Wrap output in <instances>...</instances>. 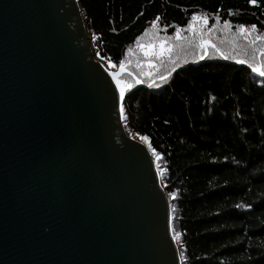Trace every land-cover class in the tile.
I'll return each instance as SVG.
<instances>
[{
	"label": "water",
	"instance_id": "1",
	"mask_svg": "<svg viewBox=\"0 0 264 264\" xmlns=\"http://www.w3.org/2000/svg\"><path fill=\"white\" fill-rule=\"evenodd\" d=\"M79 0H0V264H181Z\"/></svg>",
	"mask_w": 264,
	"mask_h": 264
},
{
	"label": "trees",
	"instance_id": "2",
	"mask_svg": "<svg viewBox=\"0 0 264 264\" xmlns=\"http://www.w3.org/2000/svg\"><path fill=\"white\" fill-rule=\"evenodd\" d=\"M79 4L97 59L132 85L123 118L161 166L181 264H264V0Z\"/></svg>",
	"mask_w": 264,
	"mask_h": 264
},
{
	"label": "snow or ice",
	"instance_id": "3",
	"mask_svg": "<svg viewBox=\"0 0 264 264\" xmlns=\"http://www.w3.org/2000/svg\"><path fill=\"white\" fill-rule=\"evenodd\" d=\"M248 3H250L252 5H257L258 4V0H248ZM157 19H159V18H157ZM196 19H204V22L207 23V18L193 17V20H196ZM225 26L227 27L228 25L226 24ZM240 28H241L242 32L247 31V29L245 28L244 25H241ZM251 28H252L253 31H255L256 30V25H252ZM177 37H179V33H177ZM260 39H264V37H260ZM207 45H208V42H204L202 44V47H205V49H206ZM212 47H215V46L212 45ZM216 50L218 52H220V49H216ZM161 51H163V44H161ZM220 54L224 57V59H228L229 58L223 52H220ZM205 55H206V51H205ZM261 55L264 56V50L261 51ZM203 58H204V56H201V59H203ZM237 62L238 63H246V61H243V60H240V61H237ZM112 66L115 67V65H112ZM120 67H121V71L123 72L124 71V65L121 64ZM253 71L257 72L259 76L264 77V65H261L259 67L253 66ZM112 77H113V80L116 83L117 89L119 90V100L121 102V109L120 110H121V114H123V112H124V103L123 102L125 100L126 90L130 89L132 85L127 83V82L122 81L120 79L119 75L117 73H115V72L112 73ZM161 79L165 80V79H167V77L161 76ZM137 82H139V81H137ZM141 139L147 140L148 138L147 137H141ZM149 147H151V145H149ZM153 155L156 156L157 161L160 160L161 157H160L159 153H156L153 150ZM156 166H157L158 169L161 167L159 163H157ZM170 195L173 197V199H175V197H176L175 193H170Z\"/></svg>",
	"mask_w": 264,
	"mask_h": 264
},
{
	"label": "rangeland",
	"instance_id": "4",
	"mask_svg": "<svg viewBox=\"0 0 264 264\" xmlns=\"http://www.w3.org/2000/svg\"><path fill=\"white\" fill-rule=\"evenodd\" d=\"M93 49V48H92ZM261 59H260V61L262 62V63H264V57H261V56H259ZM98 60V59H97ZM99 62H100V60H98ZM102 63V62H101ZM103 64V66L104 67H106L108 70H110V71H117V68H114V67H110V66H107L106 64H104V63H102ZM125 127H126V130H127V132H128V134H129V136H131L132 138H134V139H136V140H138L141 144H143V145H145L147 148L149 147V140L147 139V140H143V139H141V137L142 136H135V135H133V133L132 132H129V129H128V127H127V124L125 123ZM176 236V235H175Z\"/></svg>",
	"mask_w": 264,
	"mask_h": 264
}]
</instances>
